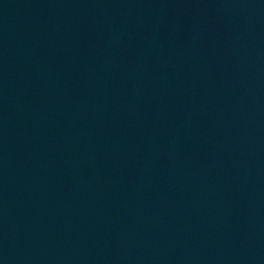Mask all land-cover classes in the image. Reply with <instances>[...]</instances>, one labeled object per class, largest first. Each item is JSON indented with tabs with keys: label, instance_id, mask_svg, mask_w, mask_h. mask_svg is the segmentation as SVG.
I'll return each instance as SVG.
<instances>
[{
	"label": "water",
	"instance_id": "95a60500",
	"mask_svg": "<svg viewBox=\"0 0 264 264\" xmlns=\"http://www.w3.org/2000/svg\"><path fill=\"white\" fill-rule=\"evenodd\" d=\"M0 264H264V0H0Z\"/></svg>",
	"mask_w": 264,
	"mask_h": 264
}]
</instances>
